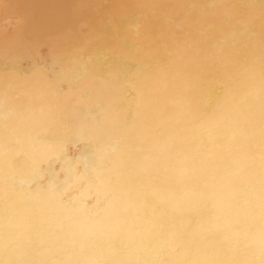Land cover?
Instances as JSON below:
<instances>
[{
    "label": "bare ground",
    "instance_id": "1",
    "mask_svg": "<svg viewBox=\"0 0 264 264\" xmlns=\"http://www.w3.org/2000/svg\"><path fill=\"white\" fill-rule=\"evenodd\" d=\"M0 264H264V0H0Z\"/></svg>",
    "mask_w": 264,
    "mask_h": 264
}]
</instances>
